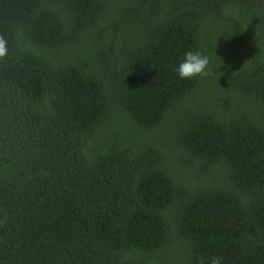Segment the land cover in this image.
Returning a JSON list of instances; mask_svg holds the SVG:
<instances>
[{"label": "trees", "instance_id": "trees-1", "mask_svg": "<svg viewBox=\"0 0 264 264\" xmlns=\"http://www.w3.org/2000/svg\"><path fill=\"white\" fill-rule=\"evenodd\" d=\"M0 37V264H264V0H0Z\"/></svg>", "mask_w": 264, "mask_h": 264}, {"label": "clouds", "instance_id": "clouds-1", "mask_svg": "<svg viewBox=\"0 0 264 264\" xmlns=\"http://www.w3.org/2000/svg\"><path fill=\"white\" fill-rule=\"evenodd\" d=\"M8 52V42L0 37V58L6 56ZM209 57L200 50H188L183 54L182 59L175 67V72L180 79H191L193 77H204L211 74ZM199 264H204V259L200 258ZM208 264H223V258L213 256Z\"/></svg>", "mask_w": 264, "mask_h": 264}]
</instances>
